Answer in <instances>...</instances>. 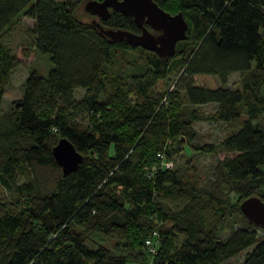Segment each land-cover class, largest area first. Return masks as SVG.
Segmentation results:
<instances>
[{
    "label": "trees",
    "instance_id": "16d2710c",
    "mask_svg": "<svg viewBox=\"0 0 264 264\" xmlns=\"http://www.w3.org/2000/svg\"><path fill=\"white\" fill-rule=\"evenodd\" d=\"M153 1L182 13L189 26L172 58L102 33L99 27L141 33L119 11L86 23L58 0H0V35L20 14L33 19L27 34L53 65L47 76L30 70L22 99L0 124V189L25 201L0 216V264H224L252 246L240 264H264L261 228L240 210L250 197L264 201V0ZM128 53H139L128 64L138 72L110 76ZM178 57L183 71L170 91ZM20 65L0 43V112ZM236 73L241 88L231 89ZM213 78L219 85L205 83ZM180 92L192 107L216 104L211 119L237 127L219 146H194L203 155L234 154L219 164L209 191L162 166V156L170 159L197 138V112H177ZM63 138L84 158L68 175L53 156ZM26 173L33 180L22 184ZM230 194L240 204L229 206ZM166 201L185 205L166 214ZM225 225L240 227L221 241ZM154 231L160 245L152 256L146 240Z\"/></svg>",
    "mask_w": 264,
    "mask_h": 264
},
{
    "label": "rangeland",
    "instance_id": "374dc122",
    "mask_svg": "<svg viewBox=\"0 0 264 264\" xmlns=\"http://www.w3.org/2000/svg\"><path fill=\"white\" fill-rule=\"evenodd\" d=\"M60 3L65 4L67 7L73 8L75 16L78 20L86 23L96 20L94 16L87 13L84 6L89 0H58ZM35 21L22 14L18 15L7 28L0 35V43L12 49L15 55L21 60V65L15 70L11 77L10 84L7 86L2 109L0 112V124H7V117L12 111V103L20 100L23 97V85L32 69H37L42 76H47L52 69L53 65L50 61L49 55H40L36 52L31 37L27 34V30L33 28ZM264 37V30H262ZM29 52V57L24 56V52ZM139 53H128L125 57V62L118 61L110 76H116L122 74L125 77L135 75L138 69L129 66L128 64L134 60V56H138ZM183 71V59L181 57L176 58L171 63V73L169 75L167 86H171L173 90L174 85ZM205 83H212L219 85V80L216 78L207 79ZM228 87L231 89L241 88V75L236 73L230 77ZM83 95L82 90L76 92V98L80 99ZM176 104L177 112L180 114H189L190 110L194 109L197 112V121L194 122V129L197 133V138L192 143H187L181 146V152L173 154L170 159L162 156L161 160H167L173 162V168L171 170H178L182 178L197 182L198 185L206 191L210 190L211 183L216 179L218 173V166L225 158H232L234 154H228L222 150H218L216 154L203 155L194 150V146L204 144H214L219 146L221 142L232 134L237 127L225 124L220 121H214L211 119L217 111L216 104H207L202 106L192 107L190 106L187 97L183 92L178 93V101ZM178 105V107H177ZM79 122L86 124L88 122L87 115L79 117ZM45 174L46 178H51L48 175V171H40ZM32 174L26 173V175L19 176V182L25 183L32 181ZM0 201L4 206L0 209V216L7 213H17L21 207H25V201L18 196H14L4 189H0ZM240 204V198L234 194H230L228 197V205L236 206ZM184 202H164V212L167 214L176 213L184 207ZM240 225L235 227L231 225H225L218 233V238L221 241L227 240L232 231L239 228ZM259 239L264 240V230H258ZM181 244V243H180ZM178 243L177 246L179 247ZM255 246L250 247L245 252L239 254L235 258H232L224 264H240L244 261L246 253L251 252ZM144 249V248H143ZM145 252V250H144Z\"/></svg>",
    "mask_w": 264,
    "mask_h": 264
},
{
    "label": "water",
    "instance_id": "95a60500",
    "mask_svg": "<svg viewBox=\"0 0 264 264\" xmlns=\"http://www.w3.org/2000/svg\"><path fill=\"white\" fill-rule=\"evenodd\" d=\"M84 9L96 18L94 22L107 19L110 16V9L133 17L141 29L140 34L99 28L113 41L126 40L131 46L153 52L161 58L174 57L177 45L188 37L189 26L183 14L172 15L153 0L88 1ZM53 156L64 175L75 172L84 159L66 138L61 139L53 148ZM240 210L250 223L264 230V201L260 197L253 196L244 200L240 204Z\"/></svg>",
    "mask_w": 264,
    "mask_h": 264
},
{
    "label": "built area",
    "instance_id": "2783aa9c",
    "mask_svg": "<svg viewBox=\"0 0 264 264\" xmlns=\"http://www.w3.org/2000/svg\"><path fill=\"white\" fill-rule=\"evenodd\" d=\"M173 162L164 160L162 162V166L167 169L173 168ZM159 233L157 231H154L151 238L146 240V247L148 248L149 253L154 256L157 254V250L159 248L160 242H159Z\"/></svg>",
    "mask_w": 264,
    "mask_h": 264
}]
</instances>
